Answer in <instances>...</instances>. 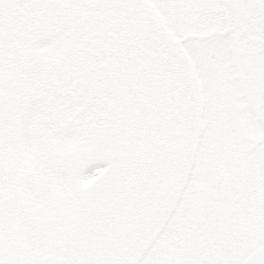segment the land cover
<instances>
[{
	"label": "snow or ice",
	"instance_id": "6c2138e0",
	"mask_svg": "<svg viewBox=\"0 0 264 264\" xmlns=\"http://www.w3.org/2000/svg\"><path fill=\"white\" fill-rule=\"evenodd\" d=\"M0 264H264V0H0Z\"/></svg>",
	"mask_w": 264,
	"mask_h": 264
}]
</instances>
